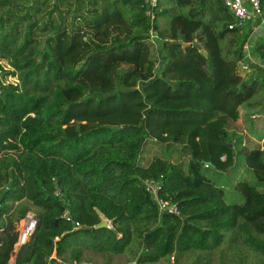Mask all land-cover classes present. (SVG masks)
I'll return each mask as SVG.
<instances>
[{
	"label": "trees",
	"instance_id": "1",
	"mask_svg": "<svg viewBox=\"0 0 264 264\" xmlns=\"http://www.w3.org/2000/svg\"><path fill=\"white\" fill-rule=\"evenodd\" d=\"M94 1L48 11L47 0H0V62L11 68L0 64V264H66L68 250L77 264L79 249L120 255L131 242L123 226L141 217L150 226L136 264L187 251L209 264L235 229L264 256L252 233L264 235V150L232 127L264 89L262 68L238 71L251 29H228L223 0L208 21L209 0H159L155 48L143 0ZM250 52L264 63V28ZM148 142L160 154L143 163ZM239 161L254 181L239 180L242 202L229 204L204 171ZM146 179L179 214L160 212ZM31 206L36 228L16 248Z\"/></svg>",
	"mask_w": 264,
	"mask_h": 264
},
{
	"label": "rangeland",
	"instance_id": "2",
	"mask_svg": "<svg viewBox=\"0 0 264 264\" xmlns=\"http://www.w3.org/2000/svg\"><path fill=\"white\" fill-rule=\"evenodd\" d=\"M57 0H47V8L46 10H54V3ZM95 2L94 0H92ZM114 1L115 0H110ZM71 9L76 8V0H72ZM97 7L99 9L102 8L104 5V0H96ZM89 8H91L90 4L88 3ZM63 11L68 10V6H61ZM93 8V6H92ZM216 8L215 0H209L207 5V13L205 15V20H211L213 18V12ZM19 9L21 10L22 7L20 6ZM184 13L188 11V8L181 9ZM44 11V10H43ZM47 17V13H43ZM126 15L129 16L128 9ZM65 15V14H64ZM53 17H56L53 14ZM160 24L162 27L168 25L167 19L160 20ZM220 26V25H217ZM258 34V33H257ZM257 34H253L250 38L251 42L257 37ZM250 43V42H249ZM226 40L221 42V47L225 48ZM225 55V53H223ZM0 64L6 69H11L7 62L1 61ZM251 73L242 74L243 77H249ZM8 83H17L16 77H7L6 78ZM250 105V107H248ZM244 105L240 111L245 117L244 128L245 132H243L244 141L247 143V140L253 146L261 145V140L264 138V89H259L257 94L251 99L250 104ZM259 114L260 118L250 120L251 114ZM260 143V144H259ZM160 154V148L157 145H152L148 142L144 147V152L142 154L143 163L150 161L155 155ZM187 159V158H186ZM205 174L216 181L217 185L225 188L226 194L224 200L226 203H241L242 197L234 191V186L239 180H247L249 182H253V176L251 171H249L242 161L236 163V165L227 173L219 174L218 171L214 169H206ZM27 215L36 216V208L31 206V211L28 212ZM243 223V220H239V224ZM21 226V222L17 224V227ZM101 226V225H99ZM150 224L144 218H139L138 220L125 224L123 227L129 232L131 242L128 248L120 255H113L110 253L106 254H99L95 252H91L84 249H79L80 257L77 261V264H136V260L141 250L142 246V237L141 233L144 232L147 228H149ZM238 230H231L224 232V242L221 245L220 249H217L211 253V255H206L209 259V264H264V256L261 254L254 252L253 250L249 249L243 244V235L238 234ZM253 235L258 239H264V235H259L255 232H252ZM243 244V245H242ZM231 249H229V246ZM78 249V248H77ZM71 250H68L66 254L63 256V261L66 264H74L71 258ZM235 253H238V257L242 260H239L238 257L234 256ZM176 259L165 257L161 259L158 263L154 264H196L198 259V253L195 251H187V252H180L174 255ZM205 264V263H200Z\"/></svg>",
	"mask_w": 264,
	"mask_h": 264
},
{
	"label": "built area",
	"instance_id": "3",
	"mask_svg": "<svg viewBox=\"0 0 264 264\" xmlns=\"http://www.w3.org/2000/svg\"><path fill=\"white\" fill-rule=\"evenodd\" d=\"M143 2L144 7L146 8L145 13L148 17L149 41L155 48H157L158 36L154 29V22L156 20L155 8L158 6L159 0H143ZM223 4L229 10L234 19L233 22L228 25L229 30L236 29L243 32L247 29H251V35L244 47L243 57L238 63L239 73H251L255 66L264 70V63L254 58L250 52V48L252 47L250 40L251 36L253 34H257L260 30L263 31L264 28V14L261 6V0H223ZM252 118L257 119L259 118V115H253ZM205 167L208 168V165H205ZM144 186L146 191L156 200L160 212L168 211L169 213L179 214V210L176 206H169L168 202L158 198V191L160 189L158 183L153 180L146 179L144 181ZM55 195H61L60 189L57 188ZM66 214L67 213H65V215ZM103 222L106 223V227L112 228L110 221L104 220ZM36 224L37 219L33 215H26V217L21 221V226L17 227L19 239L15 245L16 248L26 243L29 237L33 234ZM77 226L79 225L77 224ZM13 260L11 261V264H13Z\"/></svg>",
	"mask_w": 264,
	"mask_h": 264
},
{
	"label": "crops",
	"instance_id": "4",
	"mask_svg": "<svg viewBox=\"0 0 264 264\" xmlns=\"http://www.w3.org/2000/svg\"><path fill=\"white\" fill-rule=\"evenodd\" d=\"M261 30L258 32L257 36H259L261 34ZM257 37H255V39L251 42V45L254 44V42L256 41ZM253 115H259V114H251L250 117H248L250 120H252V116ZM259 118H260V115H259ZM241 121H242V125H238V126H232L233 129H235L237 131L238 134L242 135L243 136V132H245V126H244V122H245V117L242 115V118H241ZM245 137V136H244ZM247 143H250V141L247 140ZM251 144V143H250ZM260 144V143H259ZM257 147H260L261 150H264V138H262L261 140V145H257ZM246 167V166H245ZM247 168V167H246ZM230 171V170H229ZM228 172V171H227ZM227 172H222V173H219V174H225Z\"/></svg>",
	"mask_w": 264,
	"mask_h": 264
},
{
	"label": "water",
	"instance_id": "5",
	"mask_svg": "<svg viewBox=\"0 0 264 264\" xmlns=\"http://www.w3.org/2000/svg\"><path fill=\"white\" fill-rule=\"evenodd\" d=\"M199 47V46H198ZM201 53L204 54V52L201 50ZM99 213V211H97ZM102 227H106V223L101 224Z\"/></svg>",
	"mask_w": 264,
	"mask_h": 264
},
{
	"label": "bare ground",
	"instance_id": "6",
	"mask_svg": "<svg viewBox=\"0 0 264 264\" xmlns=\"http://www.w3.org/2000/svg\"><path fill=\"white\" fill-rule=\"evenodd\" d=\"M103 223H105V222H103ZM103 223H102V224H103Z\"/></svg>",
	"mask_w": 264,
	"mask_h": 264
}]
</instances>
